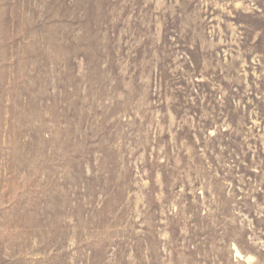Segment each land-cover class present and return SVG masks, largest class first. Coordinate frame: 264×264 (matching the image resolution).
I'll return each mask as SVG.
<instances>
[{
  "label": "rangeland",
  "instance_id": "obj_1",
  "mask_svg": "<svg viewBox=\"0 0 264 264\" xmlns=\"http://www.w3.org/2000/svg\"><path fill=\"white\" fill-rule=\"evenodd\" d=\"M0 264H264V0H0Z\"/></svg>",
  "mask_w": 264,
  "mask_h": 264
}]
</instances>
